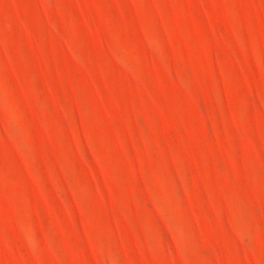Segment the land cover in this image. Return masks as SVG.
<instances>
[{
    "label": "rangeland",
    "instance_id": "374dc122",
    "mask_svg": "<svg viewBox=\"0 0 264 264\" xmlns=\"http://www.w3.org/2000/svg\"><path fill=\"white\" fill-rule=\"evenodd\" d=\"M0 264H264V0H0Z\"/></svg>",
    "mask_w": 264,
    "mask_h": 264
}]
</instances>
